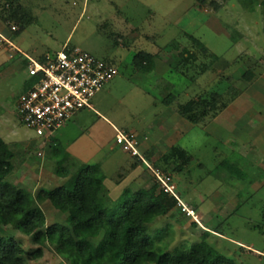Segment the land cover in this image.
Returning <instances> with one entry per match:
<instances>
[{"label":"rangeland","instance_id":"1","mask_svg":"<svg viewBox=\"0 0 264 264\" xmlns=\"http://www.w3.org/2000/svg\"><path fill=\"white\" fill-rule=\"evenodd\" d=\"M263 2L255 0L246 10L239 0H0L3 14L9 4H14L23 7L32 18V23L19 31L15 20L5 22L0 16V134L9 141L15 166L9 182L33 193L39 187H55L60 180L55 162L66 156L67 162L62 168L71 170L72 166H79V159L72 154L77 148L94 150L87 164H100L104 160L109 145L115 144L112 125L127 131L162 125L157 128L162 131L173 122L168 118L165 122L163 110L169 108L179 114V105L197 96L209 99L212 92L225 93L223 100L229 104L232 101H228L230 94L227 92L235 88L241 95L235 100V107L242 110L251 107L252 113L264 114L261 108L264 107ZM64 44L68 49L78 48L114 65L118 74L93 98L92 110L79 111L64 130L56 131L47 146L40 149L41 137H36L16 114L17 99L34 82L28 76V58L51 57ZM139 52L154 56L156 66L153 70L144 72L136 67L134 62H140ZM180 52L182 58L189 54L194 56L193 65L185 69L179 67ZM171 64L179 67V72L171 70ZM246 70L254 74L250 82L241 78ZM182 71L185 75L180 73ZM165 98L171 101L167 104ZM202 126L199 124L181 139L180 144L193 154V160L185 178L175 179L179 190L184 191L185 179L188 184L192 182L202 189L217 188L211 184L213 178L209 173L230 149L215 137L204 135ZM239 147L233 143L231 154L237 156ZM69 150L71 156L67 155ZM72 162L78 165H71ZM242 162L244 177L249 179L248 173L251 177L260 174L263 184L261 170H256L246 159ZM154 169L166 172L163 167ZM145 174L154 177L147 170L143 176ZM121 177L108 179L106 187L118 184ZM258 185L246 184L233 203L238 206L235 213L220 217L213 226L218 235H210L214 241L211 246L238 264H264V186ZM140 187L135 183L129 188L137 190ZM118 190L115 192H120L121 187ZM40 207L47 225L66 223V215L50 203H42ZM176 209L178 216L160 217L149 227V233L155 236L170 226L169 251L172 253L201 241L203 234L197 221L178 206ZM194 213L200 222V214ZM13 233L10 228H0V236ZM13 236L22 240L25 247H36L28 236L19 232ZM124 252L125 247L121 246L118 255L109 256L103 264H120ZM32 264L68 263L54 251L45 249L43 256Z\"/></svg>","mask_w":264,"mask_h":264},{"label":"trees","instance_id":"2","mask_svg":"<svg viewBox=\"0 0 264 264\" xmlns=\"http://www.w3.org/2000/svg\"><path fill=\"white\" fill-rule=\"evenodd\" d=\"M253 1L239 0L246 10L251 8ZM0 14L5 22L15 20L19 31L32 23L30 13L19 5L9 4L6 13ZM137 56H140V62H134L136 67L144 72L155 68L153 55L139 52ZM178 57L182 69L193 65L191 54L182 58L180 52ZM179 67L172 65L170 69L179 72ZM180 73L185 75L183 71ZM253 77L251 70L241 76L249 82ZM230 91L227 98L233 101L240 92L235 88ZM224 96L225 93L217 92H212L209 99L197 96L179 105L178 112L196 125H205L227 107ZM170 101L165 98V103ZM197 107H200L198 112ZM175 156L178 169L191 159L179 147H172L164 159L167 161ZM13 157V151L0 137V228H10L14 233L30 237L36 247H25L14 233L0 236V264H32L43 256L45 249L54 251L68 264H103L109 256H117L121 246L125 247V252L120 264H238L218 253L206 241V234L201 241L172 253L169 251L170 226L155 236L149 233V227L156 219L168 214L177 215L176 199L160 190L154 178L148 188H125L119 196L112 198L104 185L106 176L98 165L81 164L70 170L62 168L65 163L62 158L55 163L60 177L58 184L50 189L39 187L33 193L9 182L8 178L15 170ZM133 158L137 166L139 160L137 156ZM45 202L66 215L65 224H46L45 213L40 207Z\"/></svg>","mask_w":264,"mask_h":264},{"label":"crops","instance_id":"3","mask_svg":"<svg viewBox=\"0 0 264 264\" xmlns=\"http://www.w3.org/2000/svg\"><path fill=\"white\" fill-rule=\"evenodd\" d=\"M154 63L156 64V62ZM239 96L241 95L239 94L238 96H236L233 99V101L227 105V107L221 110L218 113V115L213 118V120H211L206 125L202 126L204 129V135H206L207 137L209 136L215 137L217 141L222 142L223 145H225L228 149H230L229 153H226V155L224 154L223 158H221L219 161L215 163L214 170H212L209 173V176L213 178L211 184L217 186V188L214 190H212L211 188L202 189L199 186H196L198 187L197 188L198 190L196 189V191L192 193L191 189H195L196 187L192 185V182L188 184L186 182V179H185L184 191L179 190V185L176 184L175 179H177V177L180 176H182L183 179L185 178L186 172H189V165H191L190 162H192L193 160L192 158L193 154H191V152H189L187 148L185 149V146H183V144H180L181 139L184 137L185 133L193 131L195 127H198V125L192 123L189 119L183 116L182 117L178 116L179 114L177 112L175 111L172 112V110H169V108L163 110V112L165 113L164 114L165 122L168 119L171 120V122L173 121L172 124L170 123L171 125L169 124V127L168 125H166L168 129L159 131L157 128H161L162 127L161 125V127L158 126L157 128L155 127L154 129L145 127L141 131L137 129H132L131 131H129L136 136L139 142L138 149L140 152V157H137L139 160L137 166L134 165L135 163V159L133 158L134 156H131L128 152L124 151L115 144L109 145L108 154L104 158V160L100 162V164L90 163L88 165L97 164L106 176L105 181H108V179L109 180L115 178L118 179L119 176H123L120 178L119 181H117L118 184L113 183L111 185V188L106 187L104 181V185L107 188L109 195L112 198H116L123 191V189L129 188L132 184L135 183L141 185L140 188H148L149 186L152 185L153 178L155 182L156 179L155 177L152 178L150 176H146V174L145 176H143L144 171L147 170L152 174V170H157L154 168L163 167V169H165L166 171L165 174L168 175L171 174L170 177L176 186V193L179 199L182 202L184 201L185 203L184 202L183 203L185 205L188 204L186 205L187 207L193 209L196 212L198 211V214H200L199 216L201 217V220L200 222H198L199 223L198 225H200L201 229L203 230L202 232L203 234L201 237H203L204 234H206V241L211 245V243L214 241L211 240L210 235H218L217 234L218 232L214 231L213 229L214 224H216V221H218L220 217L229 216L231 214L233 215L235 213L238 206L233 205V203L234 201H236V198L237 196H239L242 189L245 188L246 184H253V186H257V187L259 186L258 184H260V186H264L263 185L264 183L262 184L261 183L262 181H260V178H263L259 176L260 174L256 176V174L254 173L255 176L253 175L251 177V173H248L247 177L249 179L244 177L245 173L243 172L245 170V166L243 165L242 162L245 159L248 162H251L254 165V167H256V170L257 169L261 170V174L263 176L264 174V114L257 111L256 112L254 111L252 113V109L250 110L251 107L249 108V110H242L240 108H237L238 106L235 107L234 106V103H236L235 100H237ZM167 106L170 107L169 105ZM261 108H263L262 110H264V107ZM87 109L92 110L93 106ZM96 112L98 113V111ZM77 113L75 115H77ZM75 115H73L72 118H74ZM101 116L103 115L101 114ZM70 120H68L57 131L60 132L64 130L67 127L68 123H70ZM112 128L115 131V135L117 130H120L114 125H112ZM10 130H12L13 133L17 134V132L12 128H10ZM0 137L3 138L11 148L10 144L8 143L9 141L6 140L1 134ZM50 138L45 139L41 137V139H39L40 140L39 148L41 149L47 146ZM233 143H236L238 144V146H240L237 155L238 157L231 154ZM172 147H179L181 150H184L191 157L190 161L180 169L176 168L177 156L170 157L167 161L164 159V156L169 153ZM40 149L39 152H41L42 155V150ZM70 150H69V154L67 155L71 154ZM72 154L74 158L79 159L80 165L87 164L90 162L91 160L90 156L94 154V150L91 149L87 151V150H83L82 147L80 149L77 148ZM63 159H65V161L67 162L66 156H64ZM75 163L76 162H72L71 165H78V163L77 164ZM235 163H237L239 167L228 166L229 164H235ZM167 168H169V170ZM167 170L171 171V173L170 174L167 173ZM256 173H258V171ZM119 187H121L120 192H115V191H119L118 190ZM219 190H221L220 193ZM227 210L230 211L224 213V211ZM195 223L197 224V222ZM226 251H232V250H226ZM243 256L246 257L244 254Z\"/></svg>","mask_w":264,"mask_h":264},{"label":"built area","instance_id":"4","mask_svg":"<svg viewBox=\"0 0 264 264\" xmlns=\"http://www.w3.org/2000/svg\"><path fill=\"white\" fill-rule=\"evenodd\" d=\"M27 71L34 82L17 99L16 114L23 125L45 139L77 112L91 108L95 95L118 74L114 65L78 48L68 49L67 44L51 57L42 60L29 57ZM138 144L133 133L117 130L115 145L131 156L140 157ZM152 173L159 189L173 196L177 206L199 222L194 210L179 199L170 175L158 170Z\"/></svg>","mask_w":264,"mask_h":264}]
</instances>
